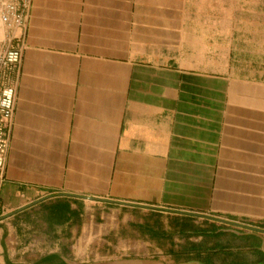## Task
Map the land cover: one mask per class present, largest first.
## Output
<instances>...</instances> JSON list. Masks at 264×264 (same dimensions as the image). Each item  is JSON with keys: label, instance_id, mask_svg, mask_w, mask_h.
I'll use <instances>...</instances> for the list:
<instances>
[{"label": "crops", "instance_id": "obj_1", "mask_svg": "<svg viewBox=\"0 0 264 264\" xmlns=\"http://www.w3.org/2000/svg\"><path fill=\"white\" fill-rule=\"evenodd\" d=\"M0 44L22 53L1 264L264 263V232L170 211L264 230V0H0ZM124 233L209 256L85 259ZM235 248L251 258L210 256Z\"/></svg>", "mask_w": 264, "mask_h": 264}, {"label": "rangeland", "instance_id": "obj_2", "mask_svg": "<svg viewBox=\"0 0 264 264\" xmlns=\"http://www.w3.org/2000/svg\"><path fill=\"white\" fill-rule=\"evenodd\" d=\"M194 23L192 22H184V27L186 29V34L191 33L194 29H192V25ZM194 38L191 37H184V45H191L194 42ZM215 40H220L221 39H215ZM216 57H220V55H215ZM191 57V54L184 55L185 60L189 61ZM126 233V232H125ZM124 233L123 238H117L119 241H122L124 245H118V249H115L118 251L117 253L111 252L110 253H103L100 252L99 254L93 253V254H88V256L85 257V259L90 258H96V259H115V258H122V257H147V258H163L167 261H181V260H186L188 258H195L197 255L199 257H205L209 256L206 252L203 253H197L196 250H192L194 247L191 246L190 240H186V238L179 237V236H174V240L176 241L175 245H171L169 242H158L157 240H147V239H142L141 237L133 236V238L127 237L126 234ZM116 239V236H112L110 241L113 242ZM131 240L135 242V244H131ZM5 242V240H4ZM128 242V244H126ZM235 252L232 253L231 255L225 254L223 252H215L212 253L210 256L213 257L217 262H220V260H223L225 257H242L246 256L248 258L250 257V254L246 253L243 250H238L234 249ZM170 251H174V253H171ZM254 257V256H252ZM17 260H20V257H16ZM22 261H27L28 257L26 254L22 255L21 257ZM204 262L206 263H211L208 259H205ZM243 262V261H239ZM1 264V263H0Z\"/></svg>", "mask_w": 264, "mask_h": 264}, {"label": "bare ground", "instance_id": "obj_3", "mask_svg": "<svg viewBox=\"0 0 264 264\" xmlns=\"http://www.w3.org/2000/svg\"><path fill=\"white\" fill-rule=\"evenodd\" d=\"M8 8L12 10L14 6L8 5ZM21 58L22 53L18 46L4 47L0 44V176L5 169L9 145L7 125L12 120L15 106V89L6 83V79L7 74L19 65Z\"/></svg>", "mask_w": 264, "mask_h": 264}, {"label": "water", "instance_id": "obj_4", "mask_svg": "<svg viewBox=\"0 0 264 264\" xmlns=\"http://www.w3.org/2000/svg\"><path fill=\"white\" fill-rule=\"evenodd\" d=\"M63 195L69 196V197H81L80 195L69 194V193H64ZM45 199H47V198H44L42 200H45ZM94 199H96V198H94ZM42 200H40V201H42ZM40 201H38V202H40ZM128 204H132V203H128ZM32 205H34V203H32L28 206L22 207L18 211L24 210L28 207H31ZM170 211L176 212L179 214H187V215L199 216V217H208V218H211L214 220H219V221L224 222V223H229V224H233L236 226L246 227L248 229H252L255 231L264 232V230L259 229V228L251 227L248 225H244V224H241L238 222L229 221L227 219H223V218H219V217H215V216H211V215H205V214L195 213V212H191V211H184V210H170ZM13 214H14V212L10 213V214L2 215V216H0V220L5 219V218H7ZM98 264H204V263L197 261V260H192V261H187V262H182V263H166V262H163L161 260H154V259H120V260L105 261V262H101ZM258 264H264V263H258Z\"/></svg>", "mask_w": 264, "mask_h": 264}, {"label": "trees", "instance_id": "obj_5", "mask_svg": "<svg viewBox=\"0 0 264 264\" xmlns=\"http://www.w3.org/2000/svg\"><path fill=\"white\" fill-rule=\"evenodd\" d=\"M205 232H199V234H204ZM32 264H67L59 254L50 253L43 255L38 260Z\"/></svg>", "mask_w": 264, "mask_h": 264}]
</instances>
